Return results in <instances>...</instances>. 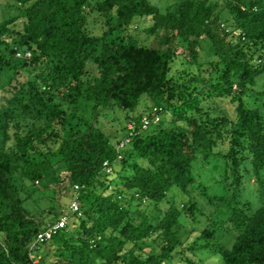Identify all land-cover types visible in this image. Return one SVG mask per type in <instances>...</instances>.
Listing matches in <instances>:
<instances>
[{"label":"trees","instance_id":"1","mask_svg":"<svg viewBox=\"0 0 264 264\" xmlns=\"http://www.w3.org/2000/svg\"><path fill=\"white\" fill-rule=\"evenodd\" d=\"M17 1L20 15L0 20V79L7 77L0 81V264H33L32 255L38 264H171L183 211L194 216L199 209L190 200L181 210L173 189L190 193L193 162L200 152L214 155L224 134L231 184L225 194L207 197L214 214L226 206L234 239L214 242V230L206 228L200 234L206 242L192 243L178 256L212 248L222 264H264V121L260 108L243 99L264 74V0H173L166 7L151 0ZM94 12L107 27L100 35L88 26ZM140 18L149 21L145 31L155 44L133 32ZM203 38L216 57L209 64L217 72L209 78L201 73L208 64L200 60ZM181 54L200 71L169 76ZM143 95L149 103L137 112ZM204 97H230L235 118L205 110ZM82 103L88 109L92 103L96 121L114 107L132 112L133 134L117 139L87 123L78 112ZM154 107L162 108V119L143 130V117ZM243 149L259 184L261 205L253 212L238 194ZM58 165L68 189L79 186V211L32 248L63 212L44 211L59 214L49 221L30 213L17 181L49 187L59 182Z\"/></svg>","mask_w":264,"mask_h":264},{"label":"rangeland","instance_id":"2","mask_svg":"<svg viewBox=\"0 0 264 264\" xmlns=\"http://www.w3.org/2000/svg\"><path fill=\"white\" fill-rule=\"evenodd\" d=\"M94 2L96 0H93ZM152 3L159 6L166 7L170 5L173 0H151ZM21 13V7L17 0H0V20H5L10 17L18 16ZM94 14V15H92ZM90 14V31L92 34L100 35L107 28L98 18L96 12ZM92 16V18H90ZM95 20V21H94ZM149 24L145 18H140L137 24H134V33L139 35L143 43L155 44L157 38L148 35L145 27ZM201 61L208 62L203 65L201 69L197 64L191 66L185 57L189 58V53L180 49V52H185L177 56L171 64L169 76L174 75L178 70H189L199 72L204 77L209 78L216 74V68L212 67L209 62L215 60L214 48L208 38L201 40ZM7 77H1V84L5 83ZM243 99L247 105H254L260 108L263 121H264V74H261L256 83L246 90ZM146 101L149 103L146 95L141 96L139 105L136 109L137 112L142 111ZM0 99V105H1ZM203 107L205 110H211L212 113L220 116H228L231 119L235 118V105L230 97H210L203 98ZM81 109L78 111L87 123L95 122L99 128L106 132L109 136L115 138H122L124 134L134 128L133 113L119 107H114L99 114L98 121L95 119V113L92 109V103H89V109L85 104L79 105ZM85 108V110H84ZM115 141L114 138H112ZM124 141V140H123ZM3 143V134H0V146ZM229 149V136H224L218 140L217 146L213 147L215 153L209 158L205 157V152L198 154V159L193 162L192 175L196 179V184L192 187L189 194H184L175 187L172 193V199L176 202L177 206L184 210V205L190 200H194L198 211L192 216L189 211L184 210L183 216L179 223L176 225V231L180 236L181 243L178 245L175 254L176 257L171 264H190L189 259L197 261L199 264H222L223 258L221 254L216 253L212 248H202L194 252L187 251L186 254L178 256L179 252L184 251L192 243L198 242L203 244L206 242L205 238H201V232L210 228L214 230L215 238L213 241L220 240L224 245H229L234 239L228 226L226 206L217 207V213L214 214L215 205L208 201L207 193L210 195H221L228 192L231 184V179L226 175V158L223 153ZM221 152V153H220ZM243 157L242 166V184L238 191L240 198L247 201L251 205L250 211L253 212L261 205V198L256 192L259 184L251 172V159L246 149H243L241 154ZM56 170V175L59 182L51 184L49 187L44 182H34L31 179L18 180L17 185L21 188L19 191L20 197L23 199L24 207L32 214L39 216L42 221H49L56 218L58 213H44V211L55 207L57 212L69 211L71 203V190L68 189V183L62 181L66 178V174L60 165ZM40 259V258H38ZM39 261V260H38Z\"/></svg>","mask_w":264,"mask_h":264},{"label":"built area","instance_id":"3","mask_svg":"<svg viewBox=\"0 0 264 264\" xmlns=\"http://www.w3.org/2000/svg\"><path fill=\"white\" fill-rule=\"evenodd\" d=\"M17 55L18 56H23V55L24 56H30V52H26L25 54H23L22 52H18ZM162 114H163L162 108L154 107L151 116L145 115L143 117L142 129L146 130L152 123L158 124L162 119ZM132 130L130 132V135L133 134ZM129 141H130L129 137L124 139V141H122L119 144V148L120 149L123 148ZM105 166L107 168V171H111L112 167L108 162H105ZM36 182H38V181H36ZM79 194H80L79 193V186L76 185L71 192V203L69 206V211L64 210L63 214L61 215V217L57 221L47 223L45 228L37 234V237L32 244V248H36L40 244H43L44 242L49 241L61 229H63L66 226V224L69 221V213H75V212L79 211ZM31 257L33 258V264L39 263V261H38L39 257L34 256V255H32Z\"/></svg>","mask_w":264,"mask_h":264}]
</instances>
